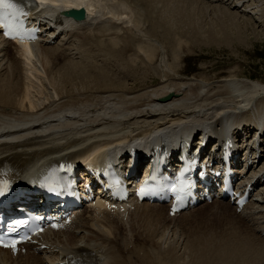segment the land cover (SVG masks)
<instances>
[{"label":"bare ground","instance_id":"1","mask_svg":"<svg viewBox=\"0 0 264 264\" xmlns=\"http://www.w3.org/2000/svg\"><path fill=\"white\" fill-rule=\"evenodd\" d=\"M45 1L62 10L81 7L85 17L60 22L49 10L54 20L45 37L49 42L21 49L0 42V156L42 168L99 145L117 158L123 153L115 149L136 131L143 133L138 141L154 137L169 147L180 134L213 130L221 137L230 131L252 163L248 171L257 167L251 173L256 180L246 182L260 183L238 214L219 200L172 219L154 205L125 209L126 218L101 209L98 219L86 213L79 221L80 236L61 242L98 246L102 264H264V85L237 77L209 83L165 76L177 75L190 43L245 39L247 28L258 20L264 24V0ZM261 27L252 29L262 32ZM128 52L124 70L151 66L159 58L163 80L137 90L129 82L133 77L116 70ZM102 154L97 150L91 159ZM46 257L24 247L15 258L0 251V264H50Z\"/></svg>","mask_w":264,"mask_h":264},{"label":"rangeland","instance_id":"2","mask_svg":"<svg viewBox=\"0 0 264 264\" xmlns=\"http://www.w3.org/2000/svg\"><path fill=\"white\" fill-rule=\"evenodd\" d=\"M262 22L263 21L258 20L252 27L255 28L256 25L264 27ZM252 27L247 28L245 35L243 34L246 40L234 41L230 43V45L188 44L187 48L183 49V53L180 56L181 61L175 69L177 75L166 72V78H190L212 83L221 79L237 77L264 85V31L261 32V29L256 28L260 32L259 34L258 31H253ZM232 34L228 35L231 36ZM232 36L237 37L235 34ZM160 37H163L162 32L160 33ZM126 45L133 47L129 41ZM124 56L123 60H119V64L117 63L119 68L117 67L116 70L122 75L127 76V74H129V79L133 77V81L129 82L132 83L137 90L150 88L163 80L157 67L159 58L154 60L151 66L142 65L144 67L139 66L140 68L137 70H124L123 66L131 59V54L128 52L127 56ZM94 60L100 62L102 59L95 58ZM122 63L124 65H122ZM37 99V102L42 103L43 99L41 97H37ZM199 220H201V222L203 221L202 219ZM194 223H196L194 225L197 226L199 222Z\"/></svg>","mask_w":264,"mask_h":264},{"label":"snow or ice","instance_id":"3","mask_svg":"<svg viewBox=\"0 0 264 264\" xmlns=\"http://www.w3.org/2000/svg\"><path fill=\"white\" fill-rule=\"evenodd\" d=\"M0 9H6V10H15L14 3H11L10 0H0ZM3 25L0 24V28H2ZM5 36H8L7 33H4ZM11 38V37H9ZM173 191H178L177 189H173ZM21 241H11L9 243H5L4 241L0 240V247H6L11 248L13 251H15L16 244L20 243Z\"/></svg>","mask_w":264,"mask_h":264}]
</instances>
